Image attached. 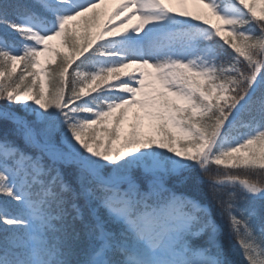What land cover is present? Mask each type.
<instances>
[{"label":"snow or ice","instance_id":"6c2138e0","mask_svg":"<svg viewBox=\"0 0 264 264\" xmlns=\"http://www.w3.org/2000/svg\"><path fill=\"white\" fill-rule=\"evenodd\" d=\"M106 2L0 0V264H264V0Z\"/></svg>","mask_w":264,"mask_h":264},{"label":"rangeland","instance_id":"374dc122","mask_svg":"<svg viewBox=\"0 0 264 264\" xmlns=\"http://www.w3.org/2000/svg\"><path fill=\"white\" fill-rule=\"evenodd\" d=\"M117 2H118V0H107V2L105 4L100 5V7L97 10H98V12L100 11V13H102V10L107 9V7L110 6V5L117 6ZM176 7H177V10L179 11L180 10V6L177 5ZM187 10L195 13V12H197L199 10V6L196 5L195 3H191L190 2L187 5ZM131 23H135V21H132ZM129 27H131V24H129Z\"/></svg>","mask_w":264,"mask_h":264},{"label":"trees","instance_id":"16d2710c","mask_svg":"<svg viewBox=\"0 0 264 264\" xmlns=\"http://www.w3.org/2000/svg\"><path fill=\"white\" fill-rule=\"evenodd\" d=\"M116 6L114 5H110L107 7V9L105 10H102V13H101V19H100V23L101 25L103 26L107 20H108V16L106 15V13L108 12H111ZM98 11V10H97ZM100 12V11H99ZM129 26V25H128ZM18 74H19V71H18Z\"/></svg>","mask_w":264,"mask_h":264}]
</instances>
